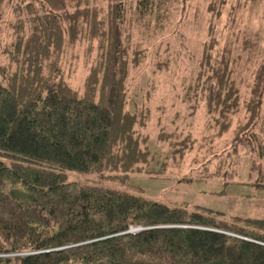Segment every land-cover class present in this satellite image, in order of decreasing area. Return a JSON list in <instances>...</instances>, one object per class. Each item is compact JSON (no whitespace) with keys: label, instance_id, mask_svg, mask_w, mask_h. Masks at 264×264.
<instances>
[{"label":"trees","instance_id":"trees-1","mask_svg":"<svg viewBox=\"0 0 264 264\" xmlns=\"http://www.w3.org/2000/svg\"><path fill=\"white\" fill-rule=\"evenodd\" d=\"M10 3L7 40L0 27V264H264V218L218 219L203 206L170 205L134 186L111 185L164 171L192 146L190 134L162 126L156 138L167 154L153 170L149 136L139 131L148 113L126 107L129 68L143 59L127 29L159 17L165 0ZM226 5L207 3L199 69L181 97L191 110L203 105L215 127L199 146L202 161H194L206 178H231L239 147L255 167L264 156V47L257 36L241 35L236 45L237 34L223 38L236 13ZM4 7L0 0V21ZM78 43L94 50L81 91L62 65L67 47ZM235 117L230 149L211 156L213 140ZM68 172L82 178L68 179Z\"/></svg>","mask_w":264,"mask_h":264},{"label":"rangeland","instance_id":"rangeland-1","mask_svg":"<svg viewBox=\"0 0 264 264\" xmlns=\"http://www.w3.org/2000/svg\"><path fill=\"white\" fill-rule=\"evenodd\" d=\"M4 1L0 27L6 39L10 31L8 24L14 15L11 0ZM208 1L165 0L166 7L160 11L159 17H151L149 22H134L131 31V24L128 27L132 46L139 48L143 59L137 66L129 68L126 107L148 113L147 126L138 128L140 133L149 136L148 147L154 155L149 166L153 170L158 169L163 155L167 154L166 144L156 138L162 126L166 131H175L180 137L190 134L188 138L192 146L182 160L167 163L164 171L133 173L127 178L128 184L119 185L113 181L111 185L134 186L141 189L145 197L170 205L185 203L189 209L203 206L213 210L218 219L232 221L235 216L264 218V156L255 167L251 154L239 147L241 154L231 178L202 177L201 166L194 162L202 161L203 149L200 150L199 146L214 134L215 127L210 125L203 105L191 110V103L181 97L199 69L203 43L207 39ZM226 4L225 9L235 5L236 13L232 20L234 26L222 33L223 38L227 41L236 40L234 35L237 34L236 45L241 35L257 36L260 38L258 47H264V0H226ZM224 20V15L218 19L220 32ZM157 21L159 24H156ZM93 56L94 50L88 54L86 44L78 43L68 46L62 57L64 77L77 91L82 89ZM255 59L253 57L247 63L248 68L244 66V77L251 71ZM237 118L232 121L228 132L213 140L215 151L211 156L220 154L223 149H230L229 138ZM158 146L162 148L163 154ZM67 177L82 178L73 172H68ZM133 228H136L134 231L139 229ZM8 255L17 257L19 254Z\"/></svg>","mask_w":264,"mask_h":264},{"label":"water","instance_id":"water-1","mask_svg":"<svg viewBox=\"0 0 264 264\" xmlns=\"http://www.w3.org/2000/svg\"><path fill=\"white\" fill-rule=\"evenodd\" d=\"M137 228H139V229H140L141 227H137ZM134 230H136V228H132V230H129V231H134Z\"/></svg>","mask_w":264,"mask_h":264}]
</instances>
